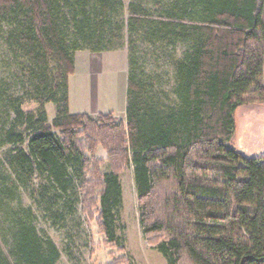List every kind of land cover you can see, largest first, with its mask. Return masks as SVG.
<instances>
[{"label":"trees","instance_id":"trees-1","mask_svg":"<svg viewBox=\"0 0 264 264\" xmlns=\"http://www.w3.org/2000/svg\"><path fill=\"white\" fill-rule=\"evenodd\" d=\"M123 47L124 121L71 114L75 53ZM0 56V264L59 260L22 202L33 178L53 215L87 222L94 209L123 250L119 172L130 165L141 234L163 236L167 264H264V160L231 147L235 112L264 104V0H0ZM95 144L106 171L90 168Z\"/></svg>","mask_w":264,"mask_h":264},{"label":"rangeland","instance_id":"rangeland-1","mask_svg":"<svg viewBox=\"0 0 264 264\" xmlns=\"http://www.w3.org/2000/svg\"><path fill=\"white\" fill-rule=\"evenodd\" d=\"M1 58L0 56V78L7 76V62ZM126 76L125 47L95 54L88 51L76 52L75 72L68 82L70 113L87 114L91 117L110 114L115 120L123 122ZM36 109L37 104L34 102L22 105L24 112H35ZM45 110L50 123L55 115L54 104H46ZM234 118L235 132L231 147L247 160H264V104L246 103L235 112ZM84 146L88 147L85 144L82 148ZM9 152L8 146L0 149L1 164H5ZM90 152L93 160L90 168H95L94 164L97 166V162H101L100 171L109 169L107 151L100 144L93 145V148L90 146ZM119 180L122 189L120 222L124 229L118 231V234L123 238V250L105 241L94 209L87 222L83 221V215L79 211L72 217L64 215L57 218L59 213L53 215L55 212L52 213L51 203L48 202L50 194L43 192L42 179L33 178L25 189L21 188L22 202L33 210L39 235L43 239H50L60 253L56 264H167L155 250L156 243L163 236L144 237L141 234L132 165L121 169ZM45 208L48 210L45 211Z\"/></svg>","mask_w":264,"mask_h":264},{"label":"crops","instance_id":"crops-1","mask_svg":"<svg viewBox=\"0 0 264 264\" xmlns=\"http://www.w3.org/2000/svg\"><path fill=\"white\" fill-rule=\"evenodd\" d=\"M263 83H264V67H263Z\"/></svg>","mask_w":264,"mask_h":264}]
</instances>
